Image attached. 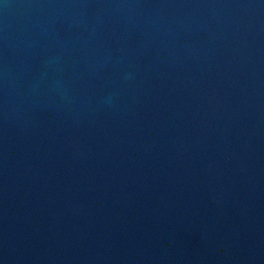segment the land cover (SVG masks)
<instances>
[{
	"label": "water",
	"instance_id": "95a60500",
	"mask_svg": "<svg viewBox=\"0 0 264 264\" xmlns=\"http://www.w3.org/2000/svg\"><path fill=\"white\" fill-rule=\"evenodd\" d=\"M0 264H264V0H0Z\"/></svg>",
	"mask_w": 264,
	"mask_h": 264
}]
</instances>
